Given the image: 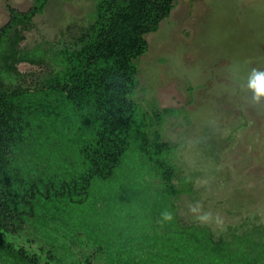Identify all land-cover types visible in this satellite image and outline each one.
Here are the masks:
<instances>
[{"label": "rangeland", "instance_id": "obj_1", "mask_svg": "<svg viewBox=\"0 0 264 264\" xmlns=\"http://www.w3.org/2000/svg\"><path fill=\"white\" fill-rule=\"evenodd\" d=\"M34 2L0 0V27L10 8L26 12ZM96 2L48 0L21 31L18 48L35 61L17 64L18 74L0 70L4 87L33 90L61 76L59 50L88 27ZM145 39L147 51L135 60L137 106L124 154L111 174L93 180L87 198L68 204L64 228L87 220L89 229L104 231L106 223L119 221L167 259L255 264L245 252L257 255L250 238L264 252V102L249 104L251 93L242 86L253 68L264 70V0H178ZM44 144L31 149L49 162L61 160V148ZM78 170H71L75 178ZM172 188L169 197L165 191ZM197 202L201 214L213 213L211 222L201 224L189 211ZM165 211L173 219L162 223ZM89 252L91 263L102 264L98 251ZM154 263L160 264L159 255Z\"/></svg>", "mask_w": 264, "mask_h": 264}, {"label": "trees", "instance_id": "obj_2", "mask_svg": "<svg viewBox=\"0 0 264 264\" xmlns=\"http://www.w3.org/2000/svg\"><path fill=\"white\" fill-rule=\"evenodd\" d=\"M176 1L97 0L88 27L73 45L59 50V64L64 70L61 76L59 72L33 90L8 91L0 79V177L12 175L9 149L14 147V152L19 147L23 153L32 150L31 145L37 146L38 141L59 152L61 148L71 153L82 165L79 178L70 174L73 181L53 184L54 189H62L63 199L74 201L78 179L92 184L98 176L111 174L124 154L136 112L132 98L138 83L135 60L147 51L145 35L168 17ZM47 2L35 0L26 12L10 8L8 20L0 27L1 71L18 74L17 63L35 61L30 53L18 48L23 38L21 31L30 27L35 14ZM88 136L91 140H87ZM168 170L173 175V168ZM20 174L16 173V177ZM168 178L170 184L172 177ZM51 183L50 179L48 200L56 194L52 193ZM175 192L174 188L165 191L169 197ZM193 239H197L194 234ZM247 242L256 244L252 246L257 255L245 254L260 264L264 252L259 250L258 241L250 238ZM220 247L224 246L217 248ZM183 258L175 260L183 264Z\"/></svg>", "mask_w": 264, "mask_h": 264}, {"label": "flooded vegetation", "instance_id": "obj_3", "mask_svg": "<svg viewBox=\"0 0 264 264\" xmlns=\"http://www.w3.org/2000/svg\"><path fill=\"white\" fill-rule=\"evenodd\" d=\"M13 148L8 150L12 175L0 177V264H93L91 248L100 253L102 264H142L150 255L156 257L149 264H155L158 255L160 264H182L174 256L167 259L162 250L150 246L147 239L139 238L136 231L119 221L106 223L104 231L96 226L89 229L93 227L87 220L71 225L70 229L64 228L66 207L87 198L91 183L83 179V184L76 186L73 202L63 199L62 189H54L53 184L73 181L69 178L71 170H82V165L69 152L63 151L61 160L49 162L48 156L40 151L26 149L22 153L19 147L14 152ZM18 172L22 175L16 177ZM50 179L52 193L56 194L48 200ZM187 233L193 239V234ZM195 242L201 244L198 238ZM263 262L264 257L260 264Z\"/></svg>", "mask_w": 264, "mask_h": 264}, {"label": "clouds", "instance_id": "obj_4", "mask_svg": "<svg viewBox=\"0 0 264 264\" xmlns=\"http://www.w3.org/2000/svg\"><path fill=\"white\" fill-rule=\"evenodd\" d=\"M246 91L251 93L247 102L251 105L258 106L264 102V70L253 68L247 76L246 85L242 86ZM201 205L197 202L195 205H189V211L196 215V219L201 224H207L211 222L214 217L211 212L200 213ZM162 223L169 222L173 219L172 213L165 211L161 214ZM217 224L222 223L219 216L215 217Z\"/></svg>", "mask_w": 264, "mask_h": 264}]
</instances>
